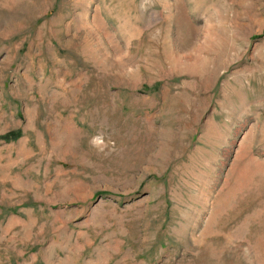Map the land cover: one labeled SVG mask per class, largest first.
<instances>
[{
    "label": "rangeland",
    "instance_id": "374dc122",
    "mask_svg": "<svg viewBox=\"0 0 264 264\" xmlns=\"http://www.w3.org/2000/svg\"><path fill=\"white\" fill-rule=\"evenodd\" d=\"M0 264H264V0H0Z\"/></svg>",
    "mask_w": 264,
    "mask_h": 264
},
{
    "label": "trees",
    "instance_id": "16d2710c",
    "mask_svg": "<svg viewBox=\"0 0 264 264\" xmlns=\"http://www.w3.org/2000/svg\"><path fill=\"white\" fill-rule=\"evenodd\" d=\"M12 134H15V133H12Z\"/></svg>",
    "mask_w": 264,
    "mask_h": 264
}]
</instances>
